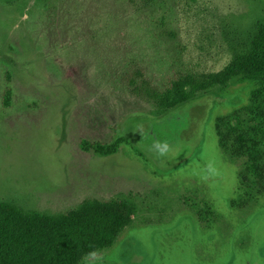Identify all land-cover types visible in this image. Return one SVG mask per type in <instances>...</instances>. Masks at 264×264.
<instances>
[{
	"label": "rangeland",
	"instance_id": "rangeland-1",
	"mask_svg": "<svg viewBox=\"0 0 264 264\" xmlns=\"http://www.w3.org/2000/svg\"><path fill=\"white\" fill-rule=\"evenodd\" d=\"M258 25L264 0H0V202L52 218L86 198L129 206L79 264H264L257 85L161 101L222 71Z\"/></svg>",
	"mask_w": 264,
	"mask_h": 264
},
{
	"label": "trees",
	"instance_id": "trees-1",
	"mask_svg": "<svg viewBox=\"0 0 264 264\" xmlns=\"http://www.w3.org/2000/svg\"><path fill=\"white\" fill-rule=\"evenodd\" d=\"M232 78L257 85L252 97L264 104V27L258 25L244 53L235 56L220 72L199 84L192 76L175 80L161 101L176 107L209 85H225ZM186 85L191 90L186 91ZM254 137L241 140L248 149ZM94 149L101 154L108 150ZM132 209L109 199L86 198L75 209L49 217L26 212L13 203L0 202V264H79L92 253L109 247L131 223Z\"/></svg>",
	"mask_w": 264,
	"mask_h": 264
},
{
	"label": "clouds",
	"instance_id": "clouds-1",
	"mask_svg": "<svg viewBox=\"0 0 264 264\" xmlns=\"http://www.w3.org/2000/svg\"><path fill=\"white\" fill-rule=\"evenodd\" d=\"M151 150L156 154L158 158L171 159L175 151L174 146L167 141L156 140L151 145Z\"/></svg>",
	"mask_w": 264,
	"mask_h": 264
}]
</instances>
